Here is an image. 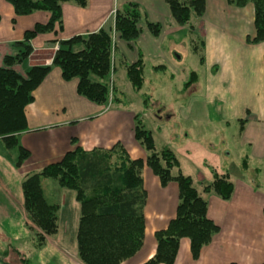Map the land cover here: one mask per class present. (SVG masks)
<instances>
[{"label":"crops","instance_id":"0c3cea01","mask_svg":"<svg viewBox=\"0 0 264 264\" xmlns=\"http://www.w3.org/2000/svg\"><path fill=\"white\" fill-rule=\"evenodd\" d=\"M204 2V14L201 18L192 20L193 29L176 25L164 0H87L85 8L64 3L61 8V31L56 28L55 34L38 35L32 41L33 52L27 60L28 66L49 65L56 46H48L49 42L96 32L111 20L114 11L121 10L128 3L137 4L149 22L161 25V32L158 37H153L142 26L141 34L134 44L115 39L117 63L124 70L138 58L145 63L144 70L145 65H148L146 61L153 68L165 67L162 72H166V66L174 70L168 57L169 52L179 63L192 55L197 57L191 51V43L197 37L200 38L203 41L204 96L201 99L191 96L183 101L177 100V111L168 113L164 108L159 109L158 113L166 111V120L175 118L181 121L195 118V106L198 104L218 105V109H222L223 104L229 105L228 112L231 115L228 112L227 115H220V122L226 127L232 122L238 123L235 143L240 146V152H244L242 154L247 168L245 171L241 168V177H238L235 185L227 171V165L221 169L220 158L213 154L214 151L203 148L199 142L188 140V144L182 147L168 146L178 158L180 172L190 176L194 186L211 182V174L203 166L204 157H208L209 153L215 159V164L211 166L216 173L227 174L234 185L229 201L212 197V193H202L206 198L199 193L208 202L207 217L220 231L202 249L196 261L191 257L189 240L181 239L174 264H264V195L256 190L259 187L252 188L253 183L245 180V174L250 171L249 160L256 156L264 161V42L256 45L248 42L254 36V9L251 4L237 8L228 4L227 0ZM48 18L49 15L44 12L16 17L5 0H0V65L4 56L18 52V49L11 46L12 43L20 41L23 33L31 30L35 24H45ZM12 20L14 24L11 23ZM171 34L184 35L180 38ZM178 48L179 51L176 50ZM173 49L177 52L174 53ZM16 70L22 71L19 67ZM76 84V80L64 82L59 69L53 67L36 89L34 102L25 111L27 131L20 135V144L29 151L30 157L16 169L0 155L2 244H29L26 238L28 230L23 213L21 181L45 166L59 162L73 149L71 139H76L77 145L84 151L95 148L107 150L120 143L132 159L146 158L145 152L134 140L135 113L123 105H111L109 109H104L89 103L77 95ZM198 87L199 80L196 77L195 82L181 90V94L191 95ZM39 102L43 104L39 106ZM67 106L70 107L68 114L64 111L61 114V110ZM159 115H156L157 121L161 120ZM206 118L204 120L210 122V116L206 115ZM184 136L188 138L186 133ZM223 155L229 157V150L223 149ZM181 159L186 166L181 164ZM216 161H219L218 167ZM171 173L176 175L177 171L172 170ZM198 175L204 180L200 181ZM142 178L147 194L144 242L134 257L121 264H143L149 260L156 249L154 233L164 230L176 214L177 185L171 182L162 188L158 179L146 167L142 171ZM58 194L59 196H54L60 205L58 231L53 236L58 239L53 242L50 239L49 243L46 239L44 247L37 252L30 249L34 253L30 258L35 264H68L66 256L71 253L76 255L80 208L73 192L59 188Z\"/></svg>","mask_w":264,"mask_h":264},{"label":"trees","instance_id":"16d2710c","mask_svg":"<svg viewBox=\"0 0 264 264\" xmlns=\"http://www.w3.org/2000/svg\"><path fill=\"white\" fill-rule=\"evenodd\" d=\"M176 25L189 26L204 14V0H164ZM228 4L243 8L251 4L254 9V36L248 42H264V0H227ZM16 17H27L37 12L49 15L45 24H35L23 33L22 39L12 43L18 49L14 55L3 57L0 65V155L14 168H20L30 153L20 144V135L27 131L26 108L34 102V93L52 68H58L64 82L76 80V93L88 102L103 107L122 105L115 94L112 75L115 72L113 53L115 39L134 44L141 27L158 37L161 25L149 22L135 3L117 10L113 19L93 33L73 36L66 40L52 41L57 46L49 65L26 66L33 52L32 41L38 35L55 34L62 29V4L72 3L85 8L87 0H5ZM14 24V20L11 21ZM191 51L203 63V41L197 37ZM21 68V72L16 70ZM163 66L155 67V71ZM127 80L134 91L144 84V64L138 58L125 67ZM196 80L191 72L185 87ZM134 140L145 152V160L132 159L120 143L110 149L95 148L84 151L71 139L72 150L62 159L45 166L41 171L27 175L21 181L23 213L26 221L36 229L26 226L31 234L30 249H42L48 237L58 231L59 203L50 202L43 190L42 181L54 180L60 189L74 193L80 214L76 232V257L80 264H121L134 257L142 248L145 232L144 208L147 194L142 171L148 168L162 188L174 182L178 189L175 218L164 230L154 233V255L143 264H174L181 239L190 242V253L198 260L202 249L219 233V227L207 217L208 202L199 195L192 178L183 175L174 152L164 147L156 151L151 132L142 118H133ZM242 125V122H241ZM246 170V160L241 164ZM172 170H177L172 175ZM211 182L202 187V193H212L222 201H229L234 185L227 174L218 175L210 170ZM264 216V210H263ZM0 264L6 263L10 251L18 264H33L30 256L3 242ZM234 264V263H232Z\"/></svg>","mask_w":264,"mask_h":264},{"label":"rangeland","instance_id":"374dc122","mask_svg":"<svg viewBox=\"0 0 264 264\" xmlns=\"http://www.w3.org/2000/svg\"><path fill=\"white\" fill-rule=\"evenodd\" d=\"M171 35H175L181 38L184 34ZM173 50L175 53L177 52L176 50L179 51V48ZM116 55L114 52L113 56L115 72L111 78L112 85L116 90L115 94L119 99L122 100L121 104L127 110L132 111L135 114L137 113L141 116L143 125L151 132L156 150L160 151L162 148L168 146H170L171 148H176L178 146L182 147L188 144V140L197 141V143L199 142V144H202L204 146L202 147L208 149V151H214L213 154L220 158L221 169H224L225 165H227V171L230 172L232 182H234V184L236 185V183L238 182V177H241V164L245 158L243 157L244 152L241 150L243 153L242 154L240 152V146L235 143L238 135V123L232 122L229 126L226 127L223 122H220V115H227L229 105L227 106L226 104H223L222 109H218V105L202 106L198 104L195 106V113L197 115L195 118H187L186 120L181 121L175 120V118H173L172 120H166V114L177 111V108H179L177 105H175L177 100L183 101L184 99H188L191 96L201 99L202 96H204L203 94L205 93V91L203 88V77L205 76V71L204 67L199 62V59L192 55L189 58H184L182 60V63H179V61H177L169 52L168 57L170 59L171 65L174 67V70L169 66H166V72H162L165 69V67H163L164 69L161 68L162 70H159L160 72H155V70H153L155 73L152 71V68L154 66H151L149 64V61H146L148 65H145L143 87L139 91H134L129 81L127 80L125 70L121 68L117 63ZM181 55H183V53H181ZM143 64L145 63L143 62ZM25 65H28V61H26ZM190 72L196 74V77L199 80V87L196 88L195 91H192L191 95L184 93L181 94V90L183 91L185 84L189 81ZM183 83L185 84L182 88ZM42 104L43 102L38 103L39 106H41ZM114 106L115 105L113 104L112 107ZM164 108L168 113H166V111L163 112L164 114L158 113L159 109L164 110ZM63 111L65 112V114H68V112L70 111V107L67 106L65 109H62L61 114H63ZM232 112L233 109L231 113ZM157 114H160V121H157L156 119ZM228 114L230 113L228 112ZM142 115H144V117H142ZM206 115L210 116V122L204 120L207 119ZM185 133L187 134L188 138H185ZM223 149L229 150V157L226 158L223 155ZM204 159L205 163H203V166L204 168L208 169L209 173H211L210 170L214 169V167L211 165L215 164V159L212 153H209L208 157H204ZM216 163L218 167L219 161H216ZM181 164L186 166L182 159ZM249 166L250 171L245 174V180L249 183H253L254 186H251L252 188L256 189V187H259V189L256 190L264 195V161L258 159L255 156L254 158H252V160H249ZM198 178L200 179V181L204 180L201 175H198ZM207 184L209 183L203 182V184H200V186L195 185L200 194H202L201 188ZM42 187L47 199L50 202L57 201L55 200L54 196H59V187L54 180H43ZM202 196H204V194H202ZM211 196L214 197L215 195ZM204 197L206 198V196ZM26 226L36 229L28 221H26ZM30 236L31 234L29 232H26V238H28V240L30 239ZM47 239V243H49L50 239L52 240L51 242H53L58 238L48 237ZM1 241L0 250L3 251L5 247L1 243ZM12 246H15L16 249L20 250L28 257H32L34 255V253L30 252L31 250L28 243H13ZM66 258H68V264H80L76 259V255L74 256L73 253L67 255ZM58 259L59 258L57 257L56 260ZM5 262L9 264H18L17 257H15V255L10 251L8 252V256L6 257ZM32 262L33 264H35L34 261ZM58 262L59 260L57 261V263Z\"/></svg>","mask_w":264,"mask_h":264}]
</instances>
